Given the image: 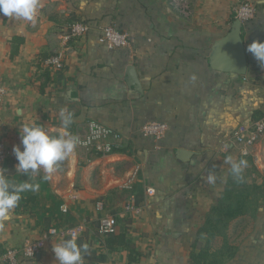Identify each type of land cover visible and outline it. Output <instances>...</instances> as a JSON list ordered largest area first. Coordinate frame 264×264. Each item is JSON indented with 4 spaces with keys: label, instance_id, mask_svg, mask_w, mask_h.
I'll return each instance as SVG.
<instances>
[{
    "label": "crops",
    "instance_id": "1",
    "mask_svg": "<svg viewBox=\"0 0 264 264\" xmlns=\"http://www.w3.org/2000/svg\"><path fill=\"white\" fill-rule=\"evenodd\" d=\"M247 1L257 9L241 27L247 70H217L209 61L212 48L231 29L235 5ZM40 3L35 24L7 16L0 21V78L6 89L0 103L5 150L0 168L17 182L39 185L22 194L10 219L0 224V252L38 241L37 255L21 257L17 264H58L53 246L69 237H49L48 231L77 225V242L87 245L86 264H194L195 244L202 246L207 239L199 228L231 175L226 157L245 160L231 132L264 114V67L247 51L253 41L264 42V0ZM179 4H186V10ZM74 21L87 24L88 31L67 39ZM106 24L130 36L127 48L107 47L99 33ZM54 54L62 56L59 69L46 63ZM128 64L136 68L140 91L128 83ZM61 109L73 113L74 135L87 133L94 120L128 137L104 155L77 147L91 158L90 167L104 162L103 167L105 160L115 162L116 169L129 166L117 185L124 188L116 191L126 192L125 198L113 197L109 189L99 195L92 187L67 192L54 172L44 179L42 169L31 177L16 173L12 149L20 144L19 129L35 124L54 136ZM160 122L166 125L160 139L143 136V124ZM178 148L192 151L191 157L181 161ZM210 172L216 176L211 185L206 179ZM249 177L246 183L260 184L264 171L259 168ZM256 213L230 222L232 243L238 220H250L252 229L240 245L235 243L236 255L224 264H264V204ZM105 215L114 217L117 230L100 237L97 226Z\"/></svg>",
    "mask_w": 264,
    "mask_h": 264
},
{
    "label": "clouds",
    "instance_id": "2",
    "mask_svg": "<svg viewBox=\"0 0 264 264\" xmlns=\"http://www.w3.org/2000/svg\"><path fill=\"white\" fill-rule=\"evenodd\" d=\"M42 7L40 0H0V13L7 17H14L35 24L38 12ZM247 51L264 67V42L255 40L248 45ZM195 76L192 77L195 80ZM61 121L57 134L49 135L45 128L35 124H24L19 129L20 144L13 146V154L18 161L15 165L16 173L24 177L38 175L41 169L44 179L51 177L55 165L65 161L75 153L78 146L87 142L74 135L70 129L74 122L73 113L61 109ZM90 142V141H89ZM230 165V174L237 182L244 179L243 172L247 167L244 159L234 160L232 156L226 157ZM207 183L214 184L216 176L211 172L207 175ZM38 184L28 180L17 182L8 175V169L0 168V224L10 219L12 211L18 207L22 194L28 191L35 192ZM53 252L58 264H83L87 245L78 243L76 237L62 240L53 246Z\"/></svg>",
    "mask_w": 264,
    "mask_h": 264
},
{
    "label": "built area",
    "instance_id": "3",
    "mask_svg": "<svg viewBox=\"0 0 264 264\" xmlns=\"http://www.w3.org/2000/svg\"><path fill=\"white\" fill-rule=\"evenodd\" d=\"M182 11L187 8L186 4L180 5ZM256 4L247 1L239 2L233 8V18L240 21L242 27L244 28L249 24V22L254 19L256 14ZM40 14L38 12L37 17ZM4 15L0 13V21L3 19ZM88 31L87 24L83 22L74 21L70 23L67 29L65 38L77 37ZM100 36L103 41L110 49H122L127 48L130 43V36L126 32L119 31L115 26L111 24H106L99 29ZM48 66H52L56 69L62 67V56L60 54H54L46 59ZM6 92L4 83L0 78V103L4 100V94ZM88 131L84 135H77L82 141L87 143L83 146H78L94 152L98 155H104L110 153L116 144V140L122 135L115 130L113 127L108 126L103 123L96 122L94 120L88 123ZM166 125L162 122L160 123H148L143 124L141 127V132L143 136L147 138L160 139L164 134ZM264 134V114L258 118L251 120L249 124H242L237 126L231 132V138L235 145L239 147V151L242 155H250V148L253 143ZM90 141V142H89ZM5 155V150L3 144L0 142V161L3 160ZM149 191V189H148ZM66 212V208L61 209ZM80 226H74L71 229L59 230L55 227L49 229L48 234L50 236L65 234L71 237H78L80 232ZM117 230L116 222L113 216L105 215L100 218L97 233L100 237L110 235L115 233ZM40 242L27 240L20 248H6L5 251L0 252V264H17L21 257L23 258H34L39 252ZM83 264L85 260L83 258Z\"/></svg>",
    "mask_w": 264,
    "mask_h": 264
},
{
    "label": "trees",
    "instance_id": "4",
    "mask_svg": "<svg viewBox=\"0 0 264 264\" xmlns=\"http://www.w3.org/2000/svg\"><path fill=\"white\" fill-rule=\"evenodd\" d=\"M251 166H253L252 171H256L255 165L251 163ZM225 184L222 196L206 213L204 224L199 228L207 239L202 246L195 244L197 250L194 247L190 254L194 264H224L234 257L238 245L229 241L230 222L243 215L255 217L260 204H264V181L260 184L254 181L246 183L244 179L242 182H237L230 175ZM215 237H219L221 242L219 246L213 247Z\"/></svg>",
    "mask_w": 264,
    "mask_h": 264
},
{
    "label": "rangeland",
    "instance_id": "5",
    "mask_svg": "<svg viewBox=\"0 0 264 264\" xmlns=\"http://www.w3.org/2000/svg\"><path fill=\"white\" fill-rule=\"evenodd\" d=\"M126 138L128 137H119L116 140V144L122 146L121 143L124 144V139ZM252 146L254 149L252 150V148H250L251 154L243 156L247 162V167L243 172L245 181V178L249 179V176L259 173V168L264 171V134H262ZM89 159L91 158L88 157L84 151L77 148L72 156L55 165L54 174L63 182L62 186L64 189L67 190V192H72L77 189L84 190L92 187L99 195L102 194L101 192L109 189L112 191L114 190L112 193L113 197H117V199L125 198L127 196L126 192H122L123 194L118 195L116 191L118 189L119 192L121 191V188H124L123 186L117 185L120 184L123 177L129 172V166L116 169L114 166L115 162H106L108 160H105V158L102 159V161L105 160V165L103 167L101 166L104 162L101 163V165H93L90 167ZM251 163L256 167V171L254 172L251 169L253 167L251 166ZM251 229L252 223L250 220H238L233 227L232 235L230 236L231 240L240 245ZM220 242L221 240L219 238L218 241L215 242V245L219 246Z\"/></svg>",
    "mask_w": 264,
    "mask_h": 264
},
{
    "label": "water",
    "instance_id": "6",
    "mask_svg": "<svg viewBox=\"0 0 264 264\" xmlns=\"http://www.w3.org/2000/svg\"><path fill=\"white\" fill-rule=\"evenodd\" d=\"M241 27L240 21L235 19L227 35L216 41L215 46L212 48L214 54L212 53L209 58V61L213 64V68L245 74L247 63ZM127 73L128 83H130L134 89L140 91V80L133 64H128ZM191 153L192 151L183 148H178L176 151V155L181 161H187L191 157Z\"/></svg>",
    "mask_w": 264,
    "mask_h": 264
}]
</instances>
